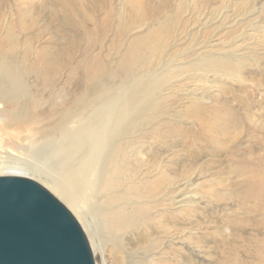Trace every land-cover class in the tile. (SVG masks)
Here are the masks:
<instances>
[{"label":"rangeland","instance_id":"1","mask_svg":"<svg viewBox=\"0 0 264 264\" xmlns=\"http://www.w3.org/2000/svg\"><path fill=\"white\" fill-rule=\"evenodd\" d=\"M263 22L264 0H0V56L22 73L25 63L35 61L36 52L68 47L73 60L64 66L61 80H65L74 64L83 62L80 50L90 38V52L103 65L101 89L111 94L122 91L141 72L173 58L180 64L173 73L177 93L143 108L146 112L137 126L148 134L142 153L155 152L162 171L143 175L139 181L136 168L112 170L106 193H118L117 204L135 202L144 215L161 212L156 224L191 232L194 242L203 247L192 264H264V57L259 55L253 66H243L241 74L230 72L241 80L239 84L228 81L200 96L196 89L192 94L200 102L191 104L181 94L200 84L198 78L183 80L191 73L185 68L188 63L215 53L264 52V32L258 29ZM202 40L213 46L211 51L194 50ZM257 41L263 45L257 46ZM128 66L135 69L133 76L127 75ZM23 76L40 104L47 97L36 86L34 75ZM24 101L35 107L33 99ZM40 116L39 127L54 122L46 112ZM0 144V161L25 167L2 171L0 177H23L43 186L75 217L95 264H116L113 244L108 240L103 251L93 247L84 220L51 188L56 177L64 186L72 185L65 170L51 159L54 148L39 149L41 141L29 145L6 133ZM10 148L14 156L6 159ZM187 179L192 185L176 196L174 206L161 199L170 184ZM85 196L83 204L94 208L95 196ZM95 223L100 227L98 220ZM151 226L155 229L154 223ZM186 253L178 247L179 255Z\"/></svg>","mask_w":264,"mask_h":264},{"label":"bare ground","instance_id":"2","mask_svg":"<svg viewBox=\"0 0 264 264\" xmlns=\"http://www.w3.org/2000/svg\"><path fill=\"white\" fill-rule=\"evenodd\" d=\"M189 15L192 16L191 13ZM217 19L222 20V16L218 15ZM258 29L264 32V22ZM205 41L196 42L194 50L211 51L208 49L213 46ZM257 44L261 46L264 43L257 41ZM92 49V41L88 38L80 50L83 62H76L65 80H61L62 71L73 60L72 56L69 57L71 51L68 47L57 52H36L33 55L35 61L25 63L22 73L15 64L0 56V137L6 133L15 140L27 141L29 145L41 141L39 149L44 145L54 148L51 159L58 168L65 170L72 185L68 188L56 177L51 188L67 207L84 220L93 247H100L103 251L108 240L113 244L118 254L116 264H163L165 261V264H192V257H201L203 247L194 242L191 232L156 224L161 212L144 215L142 207L135 202L117 204L120 195L111 191L106 193L112 170L127 172L136 168L139 181L144 178L143 175L161 173L163 163L157 154L142 153L147 132L137 126L142 113L146 112L143 108L154 105L164 95L177 93L174 89L177 78L173 73L180 64L173 58L167 59L163 66L156 64L154 70L141 72L122 91L111 94L101 89L103 65L99 56L90 52ZM259 55L264 57V52L225 56L215 53L211 57L198 58L185 66L191 73H186L183 80L190 82L198 78L195 81L200 84L195 83L193 90L185 89L181 94L193 104L199 99L192 94L196 89L201 90L196 93L200 96L207 89L219 88L228 81L239 84L241 80L231 76L230 72L241 74L243 66L255 65ZM128 59L131 60V56ZM130 60L126 61L127 65ZM126 73L133 76L135 69L128 66ZM24 74H33L36 86L44 98L47 97L40 104L36 103V96L31 92ZM24 98L33 99L35 107L27 104ZM44 112L53 117L54 122L39 127L37 121ZM1 151L0 144V155ZM12 156L11 149L6 159H12ZM24 168L10 161H0V172ZM191 180L170 184L161 199L165 197L169 206H174L176 196L192 185ZM85 195L95 196L94 208L83 204L82 200H87ZM133 205L137 206L134 208ZM95 220L101 223L100 227ZM178 247L187 253L179 255Z\"/></svg>","mask_w":264,"mask_h":264},{"label":"water","instance_id":"3","mask_svg":"<svg viewBox=\"0 0 264 264\" xmlns=\"http://www.w3.org/2000/svg\"><path fill=\"white\" fill-rule=\"evenodd\" d=\"M0 264H95L72 213L27 178L0 177Z\"/></svg>","mask_w":264,"mask_h":264}]
</instances>
